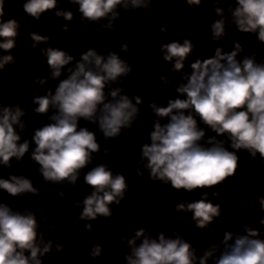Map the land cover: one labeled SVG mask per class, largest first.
Wrapping results in <instances>:
<instances>
[{"label": "clouds", "instance_id": "9594fccd", "mask_svg": "<svg viewBox=\"0 0 264 264\" xmlns=\"http://www.w3.org/2000/svg\"><path fill=\"white\" fill-rule=\"evenodd\" d=\"M79 5L81 23L85 21L99 23L111 17L109 23L101 27L112 28L111 20L119 16L118 6L128 9L146 8L151 11L150 0H70ZM189 7L199 6L201 0H186ZM219 4L220 0H216ZM58 0H24L22 9L30 18L37 21L48 10L57 8ZM215 12L220 19L211 24L210 41H220L225 36V25H235L241 33L256 35L260 43H264V0H236L228 11L231 21L224 18V10L216 7ZM199 14V13H198ZM57 17L72 21V11H56ZM5 0H0V50L10 52L17 47V38L22 22L15 18L4 19ZM68 31V25L62 26ZM162 33L166 28L161 27ZM33 41L31 47L36 49L41 43L48 44L51 37L39 32L30 33ZM195 45L186 38L182 43L173 41L163 44V59L172 62L170 71L182 72L187 58L194 54ZM122 51L128 46L121 45ZM244 51L239 41L234 42L233 49L226 52L224 47H216L214 55L209 58H197L191 63V74H184L185 83H181L176 91L184 98L170 99L167 106H158L155 101L150 108L157 119L150 133L151 143L141 148V161L146 160L145 168L153 181L159 180L170 184L173 189L191 192L195 189L213 188L229 178H235L238 168L240 150L249 153L251 159L259 155L264 164V59L257 61L258 49L243 59H237ZM46 57L51 79L61 76L65 66L70 65L74 57L67 51L51 46L40 49ZM16 58L11 55L0 56V70L5 65L15 64ZM66 79L60 80L53 94L51 90L45 95H36L32 103L38 105L35 113L47 114L50 108L55 113L49 117L52 121L37 128L32 136L35 144L31 152V160L40 167L39 173L45 182L62 183L67 181L74 185L84 169L92 160V153L98 152L94 132L86 127L79 128L81 118L98 123L105 138H116L121 129H130L139 114L137 105L143 103L135 96V104L127 95H121V89L110 91L111 101L106 102L105 87L119 77H127L131 66L115 52L107 57L89 48L80 55L74 68H67ZM161 81L167 85L170 81L164 76ZM35 83L44 85L47 80L36 77ZM118 97V99H117ZM25 110L19 104L15 106L0 105V164L11 167L10 161L17 163L29 151V141L22 143L16 126L21 131L25 124L21 117ZM167 118V123L160 120ZM216 135L205 140V128ZM226 137L229 141L225 147ZM204 141V143H201ZM231 149V150H229ZM137 175L143 173L137 169ZM84 182L91 186V195L82 201L81 220H96L98 216L110 218L112 210L109 205H117L124 199L128 189L125 176L113 172L105 164L95 166L84 175ZM0 190L12 197H20L31 193L39 196V189L33 186L30 179L24 176L11 175L8 179L0 178ZM63 196V193H60ZM218 196L219 193H213ZM260 210L264 212V196L258 197ZM238 202L246 204L249 209L255 207L243 198ZM81 202H77L79 205ZM176 212L192 213L194 226L200 230L209 229L216 218L222 214L221 205L213 204L207 199V193L194 202H181L175 205ZM46 219V218H45ZM264 225V218L258 221ZM35 213L28 209L24 212L13 210L8 204L0 203V264H42L40 257L53 251L51 240L45 242L39 231ZM92 225L85 224V231H91ZM246 234H234L226 231L223 240L212 244L202 256H196L193 245L174 231L175 238L161 232L152 238L143 228L138 229L131 239L127 240L131 254L126 255L127 264H207L209 258L220 250L215 264H264V239L261 231L244 225ZM143 238L139 245L137 239ZM43 245V247H41ZM64 245L57 244L55 251L62 252ZM102 246L97 243L91 248L93 259L102 255Z\"/></svg>", "mask_w": 264, "mask_h": 264}]
</instances>
